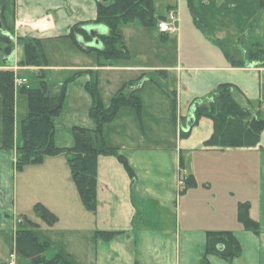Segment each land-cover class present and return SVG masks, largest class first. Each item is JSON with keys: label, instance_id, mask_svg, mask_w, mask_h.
Instances as JSON below:
<instances>
[{"label": "crops", "instance_id": "crops-1", "mask_svg": "<svg viewBox=\"0 0 264 264\" xmlns=\"http://www.w3.org/2000/svg\"><path fill=\"white\" fill-rule=\"evenodd\" d=\"M222 1L205 0L204 3L205 7L215 6L216 3L222 6L228 4V1L232 2L233 7L245 3V7L251 5L252 12H260V8H264V0ZM183 5V1H171L160 11L158 1L155 0L157 15L167 16L168 10L173 8L179 10V29L174 32L162 31L158 23L148 27L152 39L159 43L170 41L171 35H176L179 45L174 63L162 62L156 52L152 53V59L147 60V55L143 54L144 48L141 49L140 46L137 51L134 40L131 37L129 40L128 37L129 32L134 30L133 27H140L133 23L121 28L130 51L127 59H108L105 63H97L93 60L97 52L85 51L73 43V47L87 56L86 59L78 58L73 63L44 66L48 70L50 67L54 70H69L67 73L72 72L71 75L77 70H88L72 80L86 78L85 92L80 96L86 104L91 105L92 102L86 83L91 78H96L101 87L97 75L101 71L108 73L107 81L110 84L114 82L110 99L122 86L127 91H135L142 99L141 112L134 107L131 110L123 106L116 118L104 126L107 143L118 147L128 158L135 170L136 181L133 184L123 163L115 155H99L98 207L95 212L84 206L64 154L50 155L41 164H29L20 171L16 169L18 123L15 122L16 146H2L3 103L0 93V229L10 216L23 214L17 212L18 177L20 174H28L31 180L28 179L26 183L33 194V207L37 202H42L59 217L54 225L41 224L46 236L55 242L53 255L56 248L67 251L48 233L64 219L66 229H81L79 232L88 229L91 232L96 254L95 258H90L89 264H200L208 229L234 230L243 247L241 256L233 262L210 255L211 264H264V130L257 145L227 148L208 146L206 140L214 131V121L205 116L193 124L195 115L192 107L195 100L210 97L221 83L229 82L234 84L233 94L239 101L252 105L255 110L260 108L264 116V65L257 61L236 65L220 46H216V50L208 55L203 54V61H196L193 56L195 53L191 51L186 52L185 58V29L182 22L186 19V9ZM9 6L8 0H5L4 15L0 23L5 28L11 27L16 38L12 40L14 47L11 52L5 51L8 42L2 40L0 70L12 68L19 77H26L22 73L25 70L41 71L42 68L20 64L25 56V41L24 48H20L21 42L17 37L26 40L37 33L45 42H62L66 39L73 41L67 36L71 27L79 22H85V28L89 24H95L90 23V20L95 19L98 13V0H13V5ZM44 15H49L51 21V28L46 32L34 31L29 25L22 23ZM205 16L208 15L202 18L205 19ZM208 18L212 23L205 19L207 28L209 25L213 26V23L217 24L220 19L214 14ZM256 19H249L246 26H257L254 25ZM96 25L99 26L95 35L89 31L90 41L97 38L99 44L96 47H99L102 44L99 34L106 32L107 28L103 24ZM246 29L250 30L239 27L231 36L234 39H243L244 36L247 38L246 35L249 36L250 33H245ZM219 30L221 34L215 35L211 30L209 36L199 37L203 42L212 41L217 45L215 40L225 41L223 38L230 37L229 30ZM144 38L147 39L139 35L135 41L140 45L144 43ZM80 39L84 38L79 36ZM154 73H160L166 80L171 79L172 88H165L154 78ZM45 74H48L46 70ZM148 80L155 82L149 88L146 87ZM61 82L62 79L59 83ZM19 88L16 87V108ZM102 96L107 105L106 97ZM166 96L169 98H164ZM135 117L142 121V130L132 128L130 121L125 122L134 121ZM187 130L190 132L185 134ZM55 141L57 143V129ZM188 174L195 177L197 186L182 192L183 182ZM239 201L251 203L250 213L261 224L260 235L245 229L239 222ZM199 215L203 217L197 221L196 217ZM99 229L122 232L111 240H103L95 237V232ZM102 245L106 248H102Z\"/></svg>", "mask_w": 264, "mask_h": 264}, {"label": "trees", "instance_id": "trees-1", "mask_svg": "<svg viewBox=\"0 0 264 264\" xmlns=\"http://www.w3.org/2000/svg\"><path fill=\"white\" fill-rule=\"evenodd\" d=\"M0 3V17H3L5 0H1ZM164 18H166L165 15L156 14L155 0H98L97 16L90 20V23L103 24L107 28L106 32L99 34L101 46H88L80 42L79 36H82L85 41L91 40V34L85 28V22L74 24L67 36L71 37L79 48L85 51H96L106 60L127 59L130 57V51L121 28L133 23L153 27ZM198 25L207 32L208 29L204 23L200 22ZM7 28L11 27L7 26ZM1 33L0 39L8 42L5 51L11 52L14 47L12 40H9L3 32ZM42 41L41 37L25 40V56L20 64L37 65L42 69L39 73V85H23L19 88L28 98V113L22 119L23 140L17 146L15 145L16 72L12 68L0 70V93L3 103L2 146L11 148L16 146V169L19 171L26 165L43 163L47 156L64 154L84 206L89 211L95 212L98 207L99 155H115L123 163L133 184L136 181L135 170L128 158L119 151L118 147L107 143L104 126L116 118L123 106H132L141 112L143 102L135 91H127L125 86H122L107 106L97 79L91 78L87 81L86 88L92 98L90 114L95 119L96 125L94 127L75 125L74 143L68 146L58 145L55 141V118L63 110L67 96V84L78 74L88 70H77L66 80L54 87L51 86L45 78L44 66L48 63ZM215 41L236 65L264 60V45L261 43H254V47L244 49L232 47L234 48L232 49L224 41ZM234 50L240 55H237ZM233 87L232 83H221L210 97L199 98L192 104L195 115L193 124L205 116L214 121V131L206 140L208 146L219 148L253 146L259 142L260 134L264 130V116L260 108L255 110L252 105L239 101L233 94ZM174 103L176 104L175 98ZM189 132L190 130H187L184 133ZM193 186H197V180L191 174L186 175L182 192ZM250 209L249 201H239L237 218L245 229L260 235L261 224L251 215ZM34 210L48 225H54L59 220L58 215L42 202H37ZM16 225L15 250L18 254L36 264H79L70 252L61 248H56L53 256H47L46 251L55 246V242L46 236L40 222L22 214L16 219ZM121 232V230L99 229L96 230L95 237L111 240ZM242 251L241 241L234 230L208 229L205 250L199 262L200 264H211L210 255H216L231 263L241 256Z\"/></svg>", "mask_w": 264, "mask_h": 264}, {"label": "rangeland", "instance_id": "rangeland-1", "mask_svg": "<svg viewBox=\"0 0 264 264\" xmlns=\"http://www.w3.org/2000/svg\"><path fill=\"white\" fill-rule=\"evenodd\" d=\"M1 1V0H0ZM159 4V10L163 11L164 7L168 2H173L176 0H157ZM180 3L182 1L184 2L186 14L184 17L186 18L185 21H183L184 25V42H183V49H184V57L186 58V52L191 51L195 53L193 56L196 59V61H203L205 60L203 54H209L212 53V51L216 50V46H220V44H217L209 41V42H203V39H201L199 36H205L208 35V32L211 30L215 35L221 34L219 29H222V31L229 30L230 37L227 36L226 38H223L225 43L229 45L230 48L232 47H240L242 46V49L245 47H254V43H261L264 45V8H260V12L257 10L252 12L251 5L249 7H245L244 5L240 6L236 4V7H233L232 2L228 1V4H223L222 6H218L219 4L216 3L215 6L209 5L205 7V0H178ZM233 1V0H232ZM222 2L225 3V0ZM9 5H13V0H8ZM1 6V3H0ZM9 6V7H10ZM223 7V8H221ZM1 9V7H0ZM255 10V8H254ZM1 14V13H0ZM217 15L219 21L217 24L213 23V26H210L207 28V32L203 31L202 27L198 25L200 22L205 24V19L209 20L210 23H212V20L208 18L210 15ZM205 16V19L202 17ZM250 16V17H249ZM255 20L254 25L257 24V26H254V28L250 27V24L248 27L246 26V23L248 24L249 19ZM222 18V19H221ZM217 21V20H215ZM1 22V17H0ZM208 22V21H207ZM251 22V21H250ZM135 26H140L139 28L133 27L134 30L129 32L128 37L130 40L133 39L134 45L136 46V50L138 51V47L140 46L141 49L144 48L143 51H145L147 57V60L152 59V53L156 52L157 57L161 58V61L164 63H174L177 59V51H178V41L176 35L175 37L173 34L171 35L170 41L165 42H157L155 39H152L150 29L148 27H145L141 25L140 23H135ZM250 28L249 33L250 35H246L247 38L244 36L243 39H234L233 32L238 31V28ZM11 28H5L0 23V34L1 32L4 33L9 40H14L16 38L14 31H11ZM142 30V31H141ZM188 31V32H187ZM247 29L245 30V33L248 32ZM128 33V32H127ZM141 35L142 37H147V39L144 38V43L137 44L138 42L135 41L137 37ZM228 35V34H226ZM225 35V36H226ZM209 36V35H208ZM40 37L37 35V33L33 34L32 37ZM42 38V37H41ZM250 41H249V39ZM20 40L19 47L24 48V39L18 38ZM16 39V42H17ZM213 40V37H211ZM222 39V40H223ZM248 39V40H247ZM187 40V41H186ZM205 40V39H204ZM244 40L243 42H241ZM246 41V42H245ZM43 42V48L44 52L47 57V66H54L56 64H65V63H73L77 62V59L84 60L87 58L86 55H83L79 50L76 49V47H73V41L70 39L63 40L62 42H56V41H42ZM2 40L0 39V44L2 45ZM18 47V45H16ZM221 47V46H220ZM234 49V48H232ZM25 50V49H24ZM237 55H240L239 52L234 50ZM96 52V51H94ZM97 54V53H96ZM145 55V56H146ZM148 56L150 58H148ZM92 57V55H90ZM264 59V58H263ZM97 63H105L107 60L103 57H100L98 54L96 55V58L93 59ZM91 61V60H90ZM255 61V60H254ZM264 60H257L261 65H264ZM45 68V70L48 72V74L45 76L48 83L51 86H56L59 81L62 79V81L65 79L66 75L69 70H54L52 67ZM69 69V68H68ZM39 70H25L22 73L26 75L28 78V82L32 86H37L40 83V76H39ZM66 73V74H65ZM72 73V72H71ZM69 74V76L71 75ZM106 71H101L100 73H97L98 79L101 81V87L99 86L100 90L103 91V95L106 97L107 105L110 104L111 99L110 95L113 91L114 82L110 84L107 80L109 76ZM154 78L158 79L160 83L165 88L171 89L173 85V81L170 79L166 80L165 78H162L160 73H154ZM68 77V76H67ZM85 77H80L77 81H71L67 84V96L63 105V110L59 116L55 118L56 122V129H57V143L61 145H72L74 143V126L75 125H83V126H89L94 127L96 125L95 119L90 114V104H86L83 99L80 98L81 93L85 92ZM99 82V81H98ZM155 82H152L151 80L147 81L146 87L149 88L150 86H153ZM99 84V83H98ZM166 95V94H165ZM169 98V97H164ZM110 99V100H109ZM90 103V101H89ZM92 104V102H91ZM18 108H16L15 111V122L18 123V129H17V139L19 143H22L23 140V134H22V119L25 117V115L28 113V98L25 93L18 91ZM125 108H130L133 110V107L131 106H124ZM130 126L136 130H142V125L139 118L135 117L134 121L131 120H125L126 123H129ZM121 122H124L121 121ZM119 126V125H118ZM26 175H19V205L17 206V212L19 214H25L28 217L36 220L37 222H40L41 224L45 225L46 223L36 214L33 204H31V196L32 191L31 188H29V184L26 183L27 180H31V177H28ZM85 212V211H84ZM88 213V212H87ZM20 216V215H19ZM19 216L12 215L9 219L13 221V224H11L10 220L5 221L2 223V229H0V264H8V260L10 259V253L15 250V233H16V218ZM203 216L199 215L196 217L197 221H199ZM84 220H87L84 218ZM59 225H56L57 227L53 229L52 231L48 232L49 235H53L54 240L58 241L57 244L66 248L67 251H70L74 258L78 261L79 264H89L90 258H95L96 254V245L93 243L91 232L88 229H83L82 232H79L81 229L77 228H71L66 229L67 226L66 220H62V222L58 223ZM79 232V233H78ZM102 248H106L105 245H102ZM55 251V246H52L46 251L47 256H53V252ZM52 253V254H51ZM16 260L19 264H36L33 263L30 259L25 258L24 256L20 255L16 251Z\"/></svg>", "mask_w": 264, "mask_h": 264}, {"label": "built area", "instance_id": "built-area-1", "mask_svg": "<svg viewBox=\"0 0 264 264\" xmlns=\"http://www.w3.org/2000/svg\"><path fill=\"white\" fill-rule=\"evenodd\" d=\"M180 19V12L178 9H169L166 18L161 19L159 22V28L162 31H169L174 32L179 29V21ZM23 24H27L37 32H46L51 28V21L49 15H44L40 18H36L31 21H23ZM23 85L29 86L28 78L27 77H15V86L21 87ZM184 183V182H183ZM8 264H19L16 260V251H12L10 253V259L8 260Z\"/></svg>", "mask_w": 264, "mask_h": 264}, {"label": "water", "instance_id": "water-1", "mask_svg": "<svg viewBox=\"0 0 264 264\" xmlns=\"http://www.w3.org/2000/svg\"><path fill=\"white\" fill-rule=\"evenodd\" d=\"M99 25H96V24H89L86 26V28L93 34L95 35L97 33V27ZM80 42L82 44H86L88 46H98L99 44V40L96 38L95 40H92V41H85L84 39H80Z\"/></svg>", "mask_w": 264, "mask_h": 264}]
</instances>
